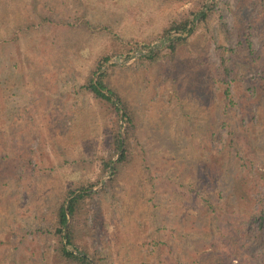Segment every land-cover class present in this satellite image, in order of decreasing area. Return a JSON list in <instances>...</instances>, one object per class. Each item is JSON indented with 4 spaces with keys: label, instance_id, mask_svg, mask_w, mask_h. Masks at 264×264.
<instances>
[{
    "label": "rangeland",
    "instance_id": "1",
    "mask_svg": "<svg viewBox=\"0 0 264 264\" xmlns=\"http://www.w3.org/2000/svg\"><path fill=\"white\" fill-rule=\"evenodd\" d=\"M105 55L128 124L83 87ZM263 174L264 0H0V264H69L55 210L95 181L67 223L93 264H240Z\"/></svg>",
    "mask_w": 264,
    "mask_h": 264
},
{
    "label": "trees",
    "instance_id": "2",
    "mask_svg": "<svg viewBox=\"0 0 264 264\" xmlns=\"http://www.w3.org/2000/svg\"><path fill=\"white\" fill-rule=\"evenodd\" d=\"M207 15L198 13V17L201 19L206 18ZM192 18H180L172 20L168 27L164 30V36L167 37L169 42L168 48L170 51H174L176 44L191 34L195 20L198 19L197 14L192 13ZM112 58V56H101L97 58L95 65L88 72L83 87L84 89L92 94L95 99L105 102L112 110L117 114L119 111L118 105L122 106V121L123 123L131 122V114L127 110V107L123 104L121 97L117 91L107 84L106 73H104L103 67ZM115 64L110 63L109 68H112ZM122 146V142L118 132L113 134L111 147L113 149V155L117 154ZM125 151H122L116 162L112 161V157H109L103 163L102 171L106 172L110 169V177L103 189L99 193H103L106 187L111 186L114 182L113 170L116 166L125 160ZM261 179H264V174ZM260 180V179H259ZM98 183H89L87 185L80 184L75 189L68 190L65 194V201L68 199L66 204L64 200L58 204L55 210V234L59 237V244L57 245V254L59 259L69 264H93L86 253L78 252L74 248L75 232L73 227L68 224V217L74 219L81 206L86 199L91 198L94 193L88 192ZM243 222L240 224V230L242 233L239 234L240 239L235 235H230V241L233 251L234 260L240 264H264V204L260 206H253L247 209L243 215ZM238 230H236L237 232ZM212 264H219V260L212 253Z\"/></svg>",
    "mask_w": 264,
    "mask_h": 264
},
{
    "label": "water",
    "instance_id": "3",
    "mask_svg": "<svg viewBox=\"0 0 264 264\" xmlns=\"http://www.w3.org/2000/svg\"><path fill=\"white\" fill-rule=\"evenodd\" d=\"M67 223H68V220H67Z\"/></svg>",
    "mask_w": 264,
    "mask_h": 264
}]
</instances>
